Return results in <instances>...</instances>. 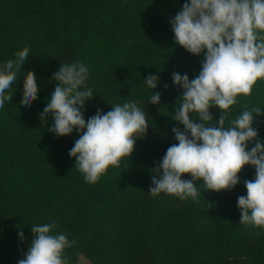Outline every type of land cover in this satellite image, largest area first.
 Returning a JSON list of instances; mask_svg holds the SVG:
<instances>
[{"label":"trees","instance_id":"1","mask_svg":"<svg viewBox=\"0 0 264 264\" xmlns=\"http://www.w3.org/2000/svg\"><path fill=\"white\" fill-rule=\"evenodd\" d=\"M184 2L0 0V62L27 46L29 61L22 70L36 77L40 89L25 111L19 73L14 96L0 110V264H17L33 237L30 228L53 222L52 234L75 241L64 250L67 264L79 258L90 264H264V230L240 224L236 207L237 197L246 194L244 181L254 178L253 167H242L231 190H202L197 180L198 202L148 193L154 168L176 143L171 128L182 130L171 119L181 91L171 74L193 79L203 55L193 56L174 42L168 21ZM74 61L89 68L86 84L95 95L85 102V121L97 109L106 113L125 102L144 107L150 118L127 163L109 166L94 184L84 181L68 155L78 139L75 130L57 137L47 131L51 116L44 123L39 119L54 91L52 73ZM149 74L159 77L155 89L144 85ZM154 92L160 93L157 105L147 102ZM253 107L262 108L252 126L264 142V80L256 81L249 96L237 97L225 126ZM209 111L215 124L220 110Z\"/></svg>","mask_w":264,"mask_h":264},{"label":"clouds","instance_id":"2","mask_svg":"<svg viewBox=\"0 0 264 264\" xmlns=\"http://www.w3.org/2000/svg\"><path fill=\"white\" fill-rule=\"evenodd\" d=\"M168 22L176 44L193 56L203 55L193 79L189 80L187 74H171L173 87L181 90L171 119L182 125V130L171 128L176 143L166 149L154 168L157 171L148 193L198 202L202 190H231L239 183L237 174L248 165L254 168V178L244 181L246 194L237 197L239 223L264 230V142L252 126L262 108L245 109L225 126L237 97L249 96L256 81L264 80V0H185ZM29 52L25 46L13 58L0 62V110L14 96L13 85L21 72V107L27 111L37 100V79L22 70ZM88 79L89 68L84 63L60 64L52 73L54 91L39 119L44 123L50 115L47 131L57 137L75 130L78 139L68 155L75 159L74 168L84 181L94 184L109 166L127 163L136 140L146 134L150 118L144 107L125 102L111 105L106 113L97 109L85 121V102L95 96L86 84ZM158 81L156 74L143 79L148 90L155 89ZM147 102L159 104L160 93H150ZM212 107L220 110L215 124L209 111ZM250 144L253 146L249 148ZM183 174L190 179H182ZM197 180L203 184L202 190ZM56 227L54 222L31 227L33 237L17 264H67L64 250L75 241H69L62 232L52 234ZM17 235L23 242L24 233Z\"/></svg>","mask_w":264,"mask_h":264},{"label":"rangeland","instance_id":"3","mask_svg":"<svg viewBox=\"0 0 264 264\" xmlns=\"http://www.w3.org/2000/svg\"><path fill=\"white\" fill-rule=\"evenodd\" d=\"M76 264H90V263L83 258H79Z\"/></svg>","mask_w":264,"mask_h":264}]
</instances>
